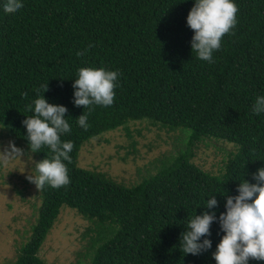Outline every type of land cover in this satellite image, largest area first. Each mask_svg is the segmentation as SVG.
I'll return each instance as SVG.
<instances>
[{"label":"trees","instance_id":"16d2710c","mask_svg":"<svg viewBox=\"0 0 264 264\" xmlns=\"http://www.w3.org/2000/svg\"><path fill=\"white\" fill-rule=\"evenodd\" d=\"M235 2L238 23L213 63L191 48L186 17L194 0H24L15 13L0 9V125L15 145L29 146L22 122L44 95L67 108L71 132L61 139L74 144L65 162L71 183L41 189L32 235L9 264H48L40 251L64 207L91 224V244L74 264H216L219 224L210 227L211 249L184 254L180 237L188 219L208 210L210 195L219 202L217 216L225 212L221 194L237 195L241 180L254 182L251 174L264 167V114L252 112L264 95V0ZM82 67L120 73L112 106L88 112L74 105L72 85ZM83 111L87 131L76 123ZM138 121L181 131L186 147L156 160L157 172L132 186L79 166L86 142L122 127L131 137L128 125ZM208 139L237 149L217 175L193 162L194 147ZM35 155L40 161L51 153L42 147Z\"/></svg>","mask_w":264,"mask_h":264},{"label":"clouds","instance_id":"9594fccd","mask_svg":"<svg viewBox=\"0 0 264 264\" xmlns=\"http://www.w3.org/2000/svg\"><path fill=\"white\" fill-rule=\"evenodd\" d=\"M24 6V0H0V9L4 12L15 13ZM238 10L235 0H194L186 23L194 32L191 48L198 59L214 62L213 53L221 48L222 38L233 32L238 23ZM84 52L77 51L76 55L81 56ZM119 76L118 71L105 67L78 69L72 85L74 105L83 106L88 112L96 105L112 106L116 96L114 89L119 87ZM41 87L43 93L48 90V84ZM28 107L33 114L26 116L22 123L27 131L30 150L38 153L42 147H47L51 155L36 162V175H28L26 179L39 190L46 185L53 189L66 187L71 183L67 163H71L70 153L74 148L71 140L61 139L62 135L71 132V125L65 118L68 110L63 105L49 103L44 95H38ZM252 112L256 116L264 114V95H257ZM76 123L87 131L90 126L88 114L83 111L76 118ZM22 154L23 150L11 141L0 151V155L5 157ZM251 176L254 182L241 180L237 185V195L221 194L226 196L225 212L217 216L219 202L214 195H210L204 205L208 210L188 219L186 230L180 237L184 254L199 255L211 249L212 241L208 238L211 236L210 227L217 222L223 235L212 253L216 264H249L250 258L264 261V167L258 168Z\"/></svg>","mask_w":264,"mask_h":264},{"label":"rangeland","instance_id":"374dc122","mask_svg":"<svg viewBox=\"0 0 264 264\" xmlns=\"http://www.w3.org/2000/svg\"><path fill=\"white\" fill-rule=\"evenodd\" d=\"M128 127L131 137L122 127L86 142L79 166L97 169L132 186L138 184L147 172H157L156 160L186 147L183 144L186 135L181 131L169 132L142 121L132 122ZM13 140L16 141L7 136L0 125V151ZM17 147L23 150L21 156L0 155V264L15 260L19 246L29 241L42 205L41 189L26 179L28 175H36L34 167L38 158L29 146L19 144ZM193 151V162L217 175L237 149L229 142L208 139L197 143ZM90 225L76 211L64 207L43 244L41 259L48 264H74L78 253H85L91 244V237L86 235Z\"/></svg>","mask_w":264,"mask_h":264}]
</instances>
